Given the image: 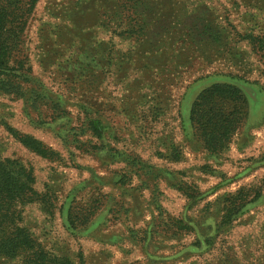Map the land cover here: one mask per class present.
<instances>
[{
    "label": "rangeland",
    "instance_id": "1",
    "mask_svg": "<svg viewBox=\"0 0 264 264\" xmlns=\"http://www.w3.org/2000/svg\"><path fill=\"white\" fill-rule=\"evenodd\" d=\"M143 1L37 0L26 13L10 66L22 59L66 113L53 118L50 105L34 111L0 92V160L32 169L53 204L23 206L22 224L75 264H264V51L243 38L264 34V0ZM216 81L244 89L249 116L212 153L190 109ZM88 115L101 137L80 131ZM10 127L54 155L33 152ZM242 189L246 205L222 225L228 194ZM91 208L87 223H68ZM179 220L192 229L179 231Z\"/></svg>",
    "mask_w": 264,
    "mask_h": 264
},
{
    "label": "trees",
    "instance_id": "2",
    "mask_svg": "<svg viewBox=\"0 0 264 264\" xmlns=\"http://www.w3.org/2000/svg\"><path fill=\"white\" fill-rule=\"evenodd\" d=\"M36 1L0 0V92L24 98L29 108L34 111L39 110L40 104L50 105L53 118L62 117L66 113V108L60 101L52 98L51 92L41 80L33 76L31 69L25 66L22 59L18 61V69L10 66L12 54L15 51L20 53L19 47L22 44L21 37L25 28L23 20ZM130 1H139L140 5L144 4L143 0ZM136 18L137 21L143 19V17ZM243 38H247L253 47L264 51V34L251 32ZM217 39L223 40L221 31ZM28 106L27 111L32 121L35 124H41L42 122H37L32 117ZM248 107L247 94L237 82L216 81L203 88L191 105L190 122L204 148L214 153L225 147L248 118ZM100 121L88 115L85 120L80 121V131L82 133L89 131L101 137ZM9 131L23 145L40 156L51 158L54 155V150L38 138L23 134L12 127ZM74 141L78 142L76 139ZM173 157L177 159L179 152L175 151ZM137 160V158L132 159V165L139 166ZM127 180L129 181L128 176L122 175L120 182L127 184ZM235 195L230 198L232 194H228L229 204L226 205L222 225L231 223L234 216L246 205L242 198L246 196L243 189ZM258 196L259 194H256L255 198ZM34 202H40L45 206L50 205V207L53 205L48 194L36 189L33 170L15 159L0 160V257L11 261L10 264H75L70 257L57 256L46 250L37 241L30 228L22 224V207ZM95 209L92 211L91 208L83 215L78 212L80 215H76V218H73V214L69 215L67 221L71 225H75V219L87 223ZM175 228L179 231L192 229L183 220H179Z\"/></svg>",
    "mask_w": 264,
    "mask_h": 264
}]
</instances>
